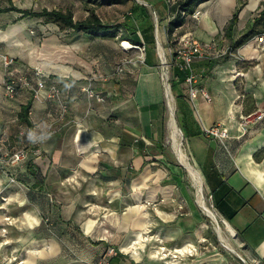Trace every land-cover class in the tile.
<instances>
[{
	"label": "crops",
	"instance_id": "obj_1",
	"mask_svg": "<svg viewBox=\"0 0 264 264\" xmlns=\"http://www.w3.org/2000/svg\"><path fill=\"white\" fill-rule=\"evenodd\" d=\"M262 1H203L196 7L201 13L198 16L187 14L184 23L175 28L172 38L168 34V24L172 15L167 6L161 12L168 19L165 39L161 40L167 43L168 52L171 53V65L176 35L191 33L204 45L203 54L195 58L193 66L197 74L196 85L206 90L210 99L200 92L195 98V104H192L188 83L186 81L179 83L173 92L175 97L181 95L180 104L187 109L184 113L180 112L183 120L180 127L196 168L192 166L201 176L202 185L216 216L236 231L237 240L242 245L244 254L251 261L259 262L258 264H264V118L246 123V132L241 127V119L244 114L264 110V49L259 47V37L264 31L241 45H237L236 42L250 29L254 16L262 8ZM147 2L151 4L149 0ZM10 4L33 10L44 8L36 9L32 4L21 6L15 2L0 6ZM133 11L137 17L145 16L152 22L145 4L133 2L131 12ZM235 12L237 18L233 20ZM2 13H17L18 16L14 19L20 16L17 11ZM24 18L37 17L27 16L14 22ZM140 24L139 21V26ZM149 25L143 28L137 26L140 40L146 46L147 59L144 61L138 62L134 58L133 61L121 59L122 50L126 49L116 42L106 47L109 53L101 54L104 61L102 71L98 81H94L97 90L102 91L106 103L109 105L113 103L110 109L117 111V114L120 113L123 103L128 105V125L121 129L120 114L113 121L112 126H115L113 129H119V132L113 131L112 128L101 131L92 112L91 121L86 123L87 99L83 87L88 81L83 59L74 54L73 43L72 46L67 43L65 51H56L54 55L37 53L33 57H25V63L20 66L41 62L51 75V80L61 85L64 99L69 104V111L64 119L56 117L58 109L56 102L43 97L33 98L32 93L26 89H19L13 98L7 97L4 89L5 72L0 67L1 153H8L9 146L15 143V126L10 121L17 118L20 126L30 128L29 142L23 143V139L19 142L29 145L25 147L29 149L31 161L29 165L27 162L9 163L8 171H0V226L4 222V215L7 216L9 211L13 212L14 218L6 235H2L0 230V264L76 262V264H142L135 256L130 255L115 242H111L108 237L94 238L92 231L95 219L92 217H89L82 226L75 224L77 229L80 228L89 237L92 247L96 248L90 257H84L79 253L80 260L72 258L67 251V247L72 250V246L62 243L65 237L71 235L68 231L73 229V220L61 218L56 199L52 196L48 198L45 194L49 195L50 191L56 192L54 188L58 186V183H55L56 179L62 176L64 171L74 170L78 162L84 167L87 160L91 162L98 159V153L114 162V173L108 177L114 178L122 174L124 177L128 176L131 206L137 202L141 192H145L154 202L153 205L157 206L156 212V206L147 205L145 220H163L175 225L168 231L169 244L177 246L180 241L194 238V235L185 234L186 228L195 223V220L205 218L192 200L190 187L185 181L186 168L168 160L165 154L161 120L166 86L164 87L162 82L160 65L155 56L153 48L155 44L146 42L141 33V30ZM262 28L264 30V25ZM74 33L76 37L80 34L88 36L83 32ZM124 38L132 40L129 37ZM226 49L230 50L231 54H225ZM121 63L125 64L122 74L117 72V66ZM31 98L29 110L31 126H28L18 117V113L21 106ZM176 106L178 108L177 99ZM93 110L95 109L92 108L91 111ZM50 112L53 113L52 116ZM138 120L141 124L137 123ZM213 124L227 128L229 137L220 139L206 135L204 127ZM54 125L58 131L53 130L55 134L52 133L37 143L43 151L42 155L34 154L32 150L34 137L47 133L49 129L52 130ZM3 160L1 157L0 161ZM127 160L130 165L123 170L121 166ZM117 161H120V164H115ZM157 161L163 166L159 171L146 169L150 163L154 165ZM82 171L83 169L81 173ZM35 172L39 173L42 180L37 178ZM9 174H15L18 179L10 182ZM155 177L159 180H155ZM149 179L155 183L150 185ZM139 180L143 182L140 192ZM41 197L47 198L44 205H40ZM119 199L121 198L117 196L108 200L109 208L113 211L103 220H116L114 217H117L115 213L119 207ZM40 209L46 210L51 217L49 232L43 230V221L48 224L46 220H41V215H38ZM131 220H138V216L135 215ZM186 220L193 222L188 224ZM27 226L33 229L30 231L33 234L28 240L29 243L24 236ZM113 243L115 252L105 253L107 246ZM188 245L190 243L176 248L184 250ZM185 264L228 263L226 258L209 256L203 259L192 258Z\"/></svg>",
	"mask_w": 264,
	"mask_h": 264
},
{
	"label": "rangeland",
	"instance_id": "obj_2",
	"mask_svg": "<svg viewBox=\"0 0 264 264\" xmlns=\"http://www.w3.org/2000/svg\"><path fill=\"white\" fill-rule=\"evenodd\" d=\"M135 1L147 6L149 17L153 23L150 22L147 17L143 16L139 18L134 15V11L131 12L132 4ZM147 1L148 0H0V5H7L11 2H15L21 6H29L32 4V6L36 9H41L42 7L69 8L73 11L74 17L76 19H82L86 17L90 12L89 9L94 8L105 22L118 25L116 28V37L87 36L81 34L76 37L74 31L60 30L56 24L44 23L39 18H24L17 22H13V19L18 16L17 13H2L0 14V54H8L13 56L15 59L14 66L20 67L24 62L25 57H33L37 53H51V55H54L56 51H65L67 43L70 44V46H72L71 43H73L75 46L74 54L80 56L84 62L83 67L85 68V75L88 81L86 86H90L96 92L102 94V91L97 90L94 84V81H98V76L100 71H102L104 61L103 57H101V54L105 52L109 53V50L106 47H108V44L113 42H116L121 46H125L122 43L125 40H129L127 38H123V34L127 31L125 26H133L135 29L137 26H139L140 21V28H143L148 24H152L154 26L156 42L155 46L152 47L154 48L156 54L155 56L160 65L162 82L165 87L166 85L171 84L172 79V65L170 62L171 53L168 52L167 43L162 42V40L164 41L165 39L168 19L166 18L167 16L161 12L165 10L168 1L149 0L151 4ZM169 1L173 2L175 0ZM129 41L133 43L132 40ZM159 41L164 48V53L166 56L165 62L161 61L162 59L159 52ZM143 57H145V50H141L140 48L131 47L126 50H122L121 59L134 58L137 59L138 62H142ZM41 65V62H37L34 65L29 66L32 68L35 67L44 69L43 65ZM0 67L5 72V66L3 65L1 57ZM44 70L48 72L46 68ZM171 91L172 102L175 109V117L180 127V124L182 125L183 120L181 113H177L176 97L172 88ZM7 97L13 98L14 96ZM86 99L87 124L91 121L90 116L92 112L93 117L95 115V120H97L101 131H108L112 128L113 131L119 132V129H113L115 126H112V124L113 121L120 115L122 116L121 129L123 130V128L128 125V105H124L125 103H123L119 115L117 114V111L110 109V106L113 103L109 105L105 102L106 100L99 101L95 97L90 96L89 93H86ZM103 102H105V104ZM164 104L165 106L162 113L163 121H161L163 127L162 140L165 143V154L168 160L175 162L185 169V167L178 160L173 148H171L172 145L170 143L168 132V119L170 113H168L169 107L167 105V98H164ZM92 108L95 110L91 111ZM10 123L15 126L14 128L16 136L14 141L15 143H12L9 146L10 151L8 154L20 146H29L21 144L19 141L23 139V143H28V137L30 136V131L24 137L19 136V130L23 127L20 126L17 118L12 119ZM137 123L141 124L140 120H138ZM51 129L55 130V132L58 131L55 125L52 126ZM55 132L53 134H55ZM43 140H45V138ZM183 140L182 145L185 153L187 154L188 160L196 168L187 149L185 137ZM1 146L2 142L0 140V147ZM42 153L43 151H41V155ZM8 154L6 152L1 153L0 149V160L1 157L4 159L3 162L0 161V171H8ZM97 157L98 159L95 161L93 160L90 162L87 160L85 165H83L84 167H81L82 165L80 162H78V164L75 166L77 168H74V170H70L68 172L64 171L62 176L56 179L55 183H58V186L54 187L56 192H51L50 187H48V190L50 191L49 195L45 194V196L48 198L49 196H52L53 199H56L60 208L61 218L73 220V229L68 231V233L71 235L65 237L63 241L61 240L63 244L68 243L69 246H72V250L68 249L69 247H67L68 254L72 258L80 260L81 258L78 256L80 255L79 253H82L84 257H90L93 254V250L96 249L92 247L93 244L90 242L89 237L80 228L77 229L75 225L80 224V226H82L85 221L89 220V217H92L95 219L93 223L94 229L92 231L94 238L100 236L108 237L111 242H115V244H118L130 255L135 256V258H137L142 264H185V262L190 261L192 258L203 259L209 256L226 258L228 264H255V262L251 261L248 256L244 254L242 245L237 240V235L235 233L232 234L229 231L226 223L223 220H220L218 216H215L216 219L214 220L198 205L196 202V184L187 169H185V181L190 187L193 202L196 204L197 208L201 210L205 220H195V223L193 224V220H186L188 224L192 225L186 228L185 234L194 235V238L192 240L183 242L180 241L177 243V246H175V244L172 246L169 244L168 231L175 227V225H172L171 222H165L163 220H145V208L147 205L151 207L156 206L153 205L154 202H152V199L149 198L145 192H141L137 198V202H133L134 204L131 206L132 204L129 199L128 190V176L126 175V177H124L122 174V176L120 175L118 177L115 175L116 177L114 178L108 177V175H113L114 173V162L108 160L100 153H98ZM115 164H120V161L115 162ZM129 165L130 162L127 160L121 167L123 170H125ZM42 167L44 168V166ZM161 168H163L162 163L158 161L155 162L154 165L150 163L148 166H146V169H153L154 171H159ZM81 169H83L82 173ZM65 172L68 173V176H65ZM14 176L16 175L14 174ZM16 179L18 178L16 177ZM52 179L53 178H51V181ZM155 180L159 179L155 177ZM142 183L143 182L139 180V192L142 189ZM148 183L152 185V183H155V181L152 182V180L149 179ZM121 188L124 190H120ZM203 195L206 199V202L211 207L210 198L205 192L204 186ZM117 196H119L121 199H119V207L115 213L117 217H114L116 220H103L105 217L108 218L113 211L109 208L110 203L108 200ZM46 200L47 198L45 199L44 197H41L40 205H44ZM70 201H73V203ZM104 205L107 206L104 207ZM155 210L157 212V206L155 207ZM10 212L11 211H9L7 216L4 215V220H8V217L10 220L14 221L12 215L13 212ZM37 213H39L38 215H41V220H46L48 224L46 225L45 221H43V230L45 229V231L49 232L48 228L50 226L49 222L51 220L49 213H47L44 209H40ZM135 215L138 216V220H131ZM216 225H219L221 230L223 229V236L225 237L226 235L225 238L227 240L229 239L228 242L234 247L235 251H231L222 243L218 235ZM188 228L191 230L188 231ZM31 230L33 229H30V226H27L24 231V236L26 237L27 243H29L28 240L33 234L30 233ZM187 243L191 244L190 247L193 245L196 246L197 252H195L194 255H188L186 253L180 255L177 254V256L173 255L174 252H176L171 251L173 248L181 247ZM115 244L113 243L107 246L105 253L110 254V252H115L114 248L112 247ZM163 246L165 247L164 249H162ZM103 248L104 246L101 247V250H103ZM178 249L180 250V248Z\"/></svg>",
	"mask_w": 264,
	"mask_h": 264
},
{
	"label": "built area",
	"instance_id": "obj_3",
	"mask_svg": "<svg viewBox=\"0 0 264 264\" xmlns=\"http://www.w3.org/2000/svg\"><path fill=\"white\" fill-rule=\"evenodd\" d=\"M201 13L199 9H195L192 13L193 16H198ZM124 41V40H123ZM132 43V42H131ZM143 44V45H142ZM133 46L127 47L122 46L125 49L131 48V47H137L141 50H146V46L144 43H132ZM259 47L261 49H264V34L259 37ZM204 51V45L202 42H200L197 38H195L191 33H184L181 35H176L175 37V45L173 48V57L175 60L176 65L179 67L180 70L184 71L186 73L185 81L189 85V96L191 99L192 104H195V98L198 96V94L201 92L206 98L210 99V96L206 90L203 88H200L196 85L197 81V74L194 70L193 62L196 57L203 54ZM225 54H231L230 50L226 49L224 51ZM0 57L3 61V64L5 66V80H4V89L7 96L13 97L15 96L19 89H26L30 91L33 95V98L39 99L40 97H43L49 101L56 102L58 104V109L56 117L60 119H64L66 117V114L69 111V104L64 99L63 96V89L59 83L56 81L51 80V75L47 72H45L43 69L40 68H32L29 66H23V67H15V59L13 56H10L8 54H0ZM143 60H145V57H143ZM142 60V61H143ZM128 61H133V59H128ZM125 70V64L121 63L117 66V72L123 73ZM168 79V77H167ZM83 90L86 93H89L90 96L95 97L99 101H104L105 96L96 92L93 88L90 86H84ZM43 91L45 93L43 94ZM50 115L52 116L53 113L50 112ZM264 118V110H260L257 113H249L242 115L241 119V127L243 128L244 132L247 131L246 123H248L251 120H260ZM30 131L29 127H23L19 130V136L24 137L27 135V133ZM51 131V132H50ZM53 133V130H48L45 134H39L34 137L33 139V145L32 150L34 154L40 155L41 149L39 146H37V143L41 140H43L45 137L51 135ZM204 133L208 136H215L220 139H224L229 137V132L227 128H221L219 124H213L210 126L204 127ZM8 154V153H7ZM8 162L10 164H18L21 162H27L29 161V149L25 146H20L19 148L13 150L11 153L8 154L7 158ZM16 176L14 174H9V181L14 182L16 181ZM8 220H4L3 224L0 226V230L2 235H6L8 232V227L13 224V220H10L7 217ZM3 242H6L3 240ZM191 245V244H190ZM188 245V248H185L184 250H178L176 251V248H173L171 251L174 252V256H177V254H183L186 253L188 255H194L195 252H197V248L195 245L191 246ZM165 247L163 246L162 249ZM170 250V249H169ZM22 262V261H19ZM259 262H255V264H258Z\"/></svg>",
	"mask_w": 264,
	"mask_h": 264
},
{
	"label": "trees",
	"instance_id": "obj_4",
	"mask_svg": "<svg viewBox=\"0 0 264 264\" xmlns=\"http://www.w3.org/2000/svg\"><path fill=\"white\" fill-rule=\"evenodd\" d=\"M167 1V8L169 9L170 14L172 15V18L170 19L168 24V34L169 37L172 38L175 28L180 27L184 23L186 15L193 13L199 4L206 0H175L173 2L169 0ZM261 5L262 8L257 13V15L254 16L250 29L240 36V38L236 42L237 45L245 43L254 35L264 31L262 28V26L264 25V0L262 1ZM89 10L90 12L86 17L82 19H76L74 17L73 11L69 8L49 9L47 7H44L41 10H33L32 8H19L13 4L4 7L0 6V13L7 11H17L20 13V16L14 19L13 22L19 18L32 16L40 18L41 21L44 23H54L59 27L60 30H72L74 32H83L91 36L116 35V28L118 27L117 24L105 22L94 8H90ZM236 18L237 12L234 13L233 20H235ZM125 29L127 31L123 34V38L129 37L134 41V43H143L140 40L137 28L134 29L133 26H125ZM145 32H148L149 34L146 35ZM141 33L144 36L146 42H149L153 45L155 44L156 40L154 36V26L152 24H150L147 28L142 29ZM145 58L147 59V57ZM185 77L186 73L179 69L173 57L171 88L174 92L176 91L178 84L185 81ZM179 97H181L180 94L176 95L178 103L177 113H184L187 109L182 104H180ZM31 104L32 98L21 106V109L18 113V117L28 126H31V122L29 119V110ZM30 162V160L27 161V164L29 165ZM35 173L37 174V178H40L42 180V177L39 175V173Z\"/></svg>",
	"mask_w": 264,
	"mask_h": 264
},
{
	"label": "bare ground",
	"instance_id": "obj_5",
	"mask_svg": "<svg viewBox=\"0 0 264 264\" xmlns=\"http://www.w3.org/2000/svg\"><path fill=\"white\" fill-rule=\"evenodd\" d=\"M123 45L130 47L133 46L132 43L129 40H125L123 43ZM159 52H160V56H161V61L165 62L166 60V56L164 53V48L161 44V42L159 41ZM163 66V64H162ZM166 66V65H165ZM164 69V68H163ZM171 90L169 89V84L166 85V89H165V93H166V98H167V102H168V107H169V119H168V126H169V139H170V143L172 145L171 148H173L175 154L177 155L178 160L186 167L187 171L189 172V174L191 175L192 179L194 180L195 184H196V200L199 204V206L201 207V209L208 214L209 216H211L214 220L216 219L215 217V212L214 210L208 205V203L206 202V199L203 195V185H202V179L201 176L199 174V172L192 166V164L189 162L187 154L185 153V150L183 148V132L181 130V128L179 127L176 117H175V109H174V104L172 102V96H171ZM174 98V97H173ZM168 118V117H167ZM168 138V137H167ZM184 141V140H183ZM193 183V182H192ZM226 223V222H225ZM227 228L229 229V231L234 234L236 233V231L228 224L226 223ZM217 228V232L218 235L220 237V240L222 241V243L231 251H235L234 247L228 242V240L223 236L222 234V230L220 228L219 225H216ZM224 233V232H223ZM176 251H178L179 249L176 248Z\"/></svg>",
	"mask_w": 264,
	"mask_h": 264
},
{
	"label": "water",
	"instance_id": "obj_6",
	"mask_svg": "<svg viewBox=\"0 0 264 264\" xmlns=\"http://www.w3.org/2000/svg\"><path fill=\"white\" fill-rule=\"evenodd\" d=\"M169 89L171 90V86H170V84H169ZM167 105H168V102H167ZM182 164V163H181ZM185 167V166H184ZM186 168V167H185ZM216 216V215H215Z\"/></svg>",
	"mask_w": 264,
	"mask_h": 264
},
{
	"label": "clouds",
	"instance_id": "obj_7",
	"mask_svg": "<svg viewBox=\"0 0 264 264\" xmlns=\"http://www.w3.org/2000/svg\"><path fill=\"white\" fill-rule=\"evenodd\" d=\"M31 138V137H30Z\"/></svg>",
	"mask_w": 264,
	"mask_h": 264
}]
</instances>
